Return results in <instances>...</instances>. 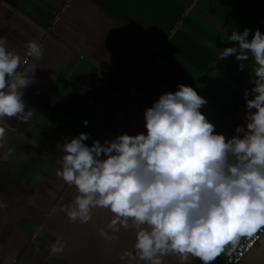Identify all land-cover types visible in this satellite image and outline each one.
I'll use <instances>...</instances> for the list:
<instances>
[{"label":"crops","instance_id":"obj_1","mask_svg":"<svg viewBox=\"0 0 264 264\" xmlns=\"http://www.w3.org/2000/svg\"><path fill=\"white\" fill-rule=\"evenodd\" d=\"M245 27L264 32V0H0V37L21 54L19 70L33 72L22 90L31 117L3 125L0 264H125L118 254L132 250L133 230L105 240L98 235L107 231L105 210L86 224L59 211L75 194L56 175L59 144L80 132L88 145L143 132L144 109L178 84L207 101L199 111L215 132L232 136L244 123L251 73L217 53L233 43L223 34ZM28 41L39 44L40 57L24 55ZM57 238L63 250L50 254ZM222 260L223 253L211 264ZM241 264H264V235Z\"/></svg>","mask_w":264,"mask_h":264},{"label":"clouds","instance_id":"obj_2","mask_svg":"<svg viewBox=\"0 0 264 264\" xmlns=\"http://www.w3.org/2000/svg\"><path fill=\"white\" fill-rule=\"evenodd\" d=\"M223 35L233 43L218 57L231 54L238 70L251 73V87L242 93L244 123L232 136L215 132L199 111L207 101L178 84L144 109L143 132L92 139L90 145L84 143L89 134L80 132L59 144L56 175L75 192L59 211L69 222L86 224L95 209L105 210L107 231L98 229L105 240L133 230L132 250L118 254L125 264H164L166 256L177 264H211L226 245L231 251L241 237L264 227V32L250 34L245 27ZM24 47L25 56L42 54L35 41ZM22 59L0 37V146L5 118L26 121L32 115L22 90L33 72L19 70ZM62 250L59 238L49 245L50 254Z\"/></svg>","mask_w":264,"mask_h":264},{"label":"built area","instance_id":"obj_3","mask_svg":"<svg viewBox=\"0 0 264 264\" xmlns=\"http://www.w3.org/2000/svg\"><path fill=\"white\" fill-rule=\"evenodd\" d=\"M27 60L23 61L25 64ZM264 235V227L257 230L252 236H245L237 243L236 247L229 251L228 249L231 247L225 246V251H223V260L220 264H241L243 258L254 249L262 236Z\"/></svg>","mask_w":264,"mask_h":264}]
</instances>
